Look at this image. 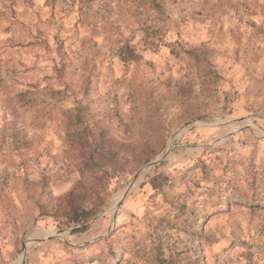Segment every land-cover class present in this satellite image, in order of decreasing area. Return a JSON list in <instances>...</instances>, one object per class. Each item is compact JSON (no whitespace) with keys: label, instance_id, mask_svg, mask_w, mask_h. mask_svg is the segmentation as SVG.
<instances>
[{"label":"rangeland","instance_id":"rangeland-1","mask_svg":"<svg viewBox=\"0 0 264 264\" xmlns=\"http://www.w3.org/2000/svg\"><path fill=\"white\" fill-rule=\"evenodd\" d=\"M92 1L0 0V264H264V0H188L205 39L146 61L123 102L72 71ZM102 114L152 156L106 179L78 232L52 214L81 178L67 135Z\"/></svg>","mask_w":264,"mask_h":264},{"label":"crops","instance_id":"crops-1","mask_svg":"<svg viewBox=\"0 0 264 264\" xmlns=\"http://www.w3.org/2000/svg\"><path fill=\"white\" fill-rule=\"evenodd\" d=\"M192 4L188 0H93L84 8L87 15L82 19L77 12L72 15L76 51L85 43L82 55L72 54L73 73L82 75L84 66L96 73L94 90L109 93L116 89L121 102L125 101L133 82L138 77L145 80L146 61L171 67L176 59L174 46L205 39L204 19L190 16L199 8ZM124 44L143 56L141 63L119 58L118 50Z\"/></svg>","mask_w":264,"mask_h":264},{"label":"trees","instance_id":"trees-1","mask_svg":"<svg viewBox=\"0 0 264 264\" xmlns=\"http://www.w3.org/2000/svg\"><path fill=\"white\" fill-rule=\"evenodd\" d=\"M128 51L129 47L124 46L123 54ZM67 141L68 156L74 159L81 178L59 199L52 214L61 217L65 224H81L76 231L83 232L88 229L86 221L101 209L106 179L136 172L152 155L145 153V147L135 152L130 143L118 141L110 131L105 114L90 118L83 128L68 133Z\"/></svg>","mask_w":264,"mask_h":264},{"label":"water","instance_id":"water-1","mask_svg":"<svg viewBox=\"0 0 264 264\" xmlns=\"http://www.w3.org/2000/svg\"><path fill=\"white\" fill-rule=\"evenodd\" d=\"M167 153H168V152H167ZM167 153H165V154L162 155L161 157L156 158V159L150 161L149 163H147V164L145 165V167H144L141 171H143V170H145V169H147V168H150L151 166L155 165V164H156L157 162H159L161 159H163L164 157H166ZM138 175H139V173L136 175V177H137ZM136 177H135V179H136ZM135 179L130 183V185H129V186L127 187V189L124 191V193L122 194L121 198L125 197V196L130 192V190H131V188H132V186H133V184H134ZM120 200H121V199H120ZM104 213H105V210H103V211L101 212L100 215H103ZM72 229H73V228H72ZM72 229H69V231H71ZM58 234H59V233H58ZM56 235H57V233H54V234L50 235V238H51V237H55Z\"/></svg>","mask_w":264,"mask_h":264},{"label":"bare ground","instance_id":"bare-ground-1","mask_svg":"<svg viewBox=\"0 0 264 264\" xmlns=\"http://www.w3.org/2000/svg\"><path fill=\"white\" fill-rule=\"evenodd\" d=\"M48 233H51L50 231H48ZM54 234V233H53ZM52 235V234H51Z\"/></svg>","mask_w":264,"mask_h":264}]
</instances>
